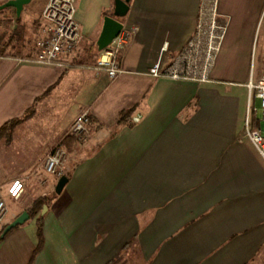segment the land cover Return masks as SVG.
Returning <instances> with one entry per match:
<instances>
[{"label":"crops","instance_id":"1","mask_svg":"<svg viewBox=\"0 0 264 264\" xmlns=\"http://www.w3.org/2000/svg\"><path fill=\"white\" fill-rule=\"evenodd\" d=\"M35 1L20 16L5 8L16 33L0 41V127L22 121L0 139V186L6 194L19 175L26 183L19 199L6 197L10 214L0 228L37 197L50 199L0 240V264L30 263L39 219L43 242L32 264H264V158L245 125L249 83L264 65L241 75L264 0H220L230 22L212 80L200 84L148 71L159 57L169 63L193 36L201 0H131L120 19L138 29L116 79L94 69L115 0H76L81 40L67 60L76 66L20 60L37 50L48 0L38 9ZM84 110L91 134L64 141L72 174L57 193L59 178L42 175L44 158ZM256 112L253 124L264 130ZM31 180L39 191L28 199Z\"/></svg>","mask_w":264,"mask_h":264},{"label":"built area","instance_id":"2","mask_svg":"<svg viewBox=\"0 0 264 264\" xmlns=\"http://www.w3.org/2000/svg\"><path fill=\"white\" fill-rule=\"evenodd\" d=\"M220 0H201L196 29L193 36L183 48L163 64L162 57L149 68V74L154 77H165L172 80L207 83L212 80V72L229 26L230 18L219 10ZM76 0H48L41 14V29L37 39V50L31 58H21V61H33L39 64H61L75 66L68 62V57L74 56L81 40V29L76 17ZM137 26H124L110 45L97 58L94 69L105 71L109 78L116 79L124 68L120 55L130 43L137 31ZM168 44L162 47L167 50ZM250 99L260 101L261 118L264 121V70L257 81L249 83ZM141 114L132 119L138 122ZM246 135L264 158V130L254 126L251 113L246 117ZM91 133V117L88 110L80 112L70 126L69 135L77 141H83ZM63 140V137L62 139ZM61 142V141H60ZM46 156L45 171L60 178L65 175L67 152L61 143ZM25 191V183L20 177H15L6 194L0 186V224L8 216L9 207L6 197L19 199Z\"/></svg>","mask_w":264,"mask_h":264},{"label":"rangeland","instance_id":"3","mask_svg":"<svg viewBox=\"0 0 264 264\" xmlns=\"http://www.w3.org/2000/svg\"><path fill=\"white\" fill-rule=\"evenodd\" d=\"M43 0H38V1H35L34 3V7L35 9H38L39 6L41 5V2ZM12 11H10V13L8 12L7 9H2L0 10V41H7L10 39V37H12L15 33H16V30L14 29V25L16 22H13V20H10L9 18H11L13 16V14L11 13ZM23 20V18H21ZM20 19V20H21ZM18 21V24L19 26L22 25V20L21 21ZM37 21H40L41 22V19L38 18ZM39 26H40V23H39ZM21 28H24L23 26ZM19 28L18 31L22 32L23 29ZM250 65H245V67H243L241 69V75H245V73H247L249 71V74L251 75H254L255 72H257V70L264 65V14H263V17L262 19L260 20L259 22V28L257 30V33H256V38H255V44H254V47L252 49V54H251V59H250V62H249ZM246 99V106H247V110L249 113H251L253 115V110H257V112L255 113V116H260L261 115V111H260V101L259 100H255L252 98V100L250 99V96L248 98V95L245 97ZM72 125V124H71ZM69 132H70V127L68 128V130L64 133L63 135V140L59 139L57 141V143H55V145L49 149L45 155V158H44V165L43 167H45V160H46V156L55 148V146L60 142L64 149L66 150L67 152V163L65 164V174L66 172H68L70 170V168L72 167V165L70 164V154H69V151L68 149L64 146V141L68 138H72L74 140V138L69 135ZM91 134V133H90ZM5 137V136H4ZM2 137V138H4ZM89 137V136H88ZM0 138V139H2ZM88 139V138H87ZM86 140V139H85ZM83 140V141H85ZM74 141H77V140H74ZM79 142V141H77ZM82 142V141H80ZM45 170V168H44ZM46 172V171H45ZM44 176V178L46 179H50L51 177H55L57 178L56 176H52L50 174H48L47 172L46 173H43L42 174ZM17 177H20L21 179H23L24 183H26L23 175H19ZM28 177V175L26 176ZM58 182V181H57ZM38 184L36 181H33L31 180L29 182V185H28V191L26 193V197L28 199H32L33 196L35 194L38 193ZM24 193V192H23ZM55 190L52 191L51 193V197L55 194ZM48 199H50V196L48 195ZM7 200V199H6ZM13 205L17 204L16 202H11ZM8 205V203H7ZM9 207V205H8ZM10 214V208H9V213H8V216ZM7 216V218H8ZM6 218V219H7ZM5 219V221H6ZM4 221V222H5ZM3 222V223H4ZM2 223V224H3Z\"/></svg>","mask_w":264,"mask_h":264},{"label":"water","instance_id":"4","mask_svg":"<svg viewBox=\"0 0 264 264\" xmlns=\"http://www.w3.org/2000/svg\"><path fill=\"white\" fill-rule=\"evenodd\" d=\"M31 1L32 0H8L0 5V10L12 7L16 10L17 15L20 16L24 6L29 4ZM130 1L131 0H115L114 16H106L104 18L103 29L98 39L100 49H106L124 27V24L120 18L127 15L130 8ZM68 180L69 178L66 175L59 178L55 187L57 193H60L63 190ZM46 209L47 205H44L42 212H44ZM29 217V212L27 210L23 211L6 226L3 233L1 234V237H4L16 226L26 222Z\"/></svg>","mask_w":264,"mask_h":264},{"label":"trees","instance_id":"5","mask_svg":"<svg viewBox=\"0 0 264 264\" xmlns=\"http://www.w3.org/2000/svg\"><path fill=\"white\" fill-rule=\"evenodd\" d=\"M76 66V64H75ZM124 118V117H123ZM122 119V118H121ZM22 121V118L18 117V118H13L10 119L8 121H6L1 127H0V138L6 136H10L12 130L16 127L17 124H19ZM72 174V170H69L68 172H66V176L68 178L71 177ZM48 202V196H40L37 197L33 203L31 205H29L28 207H26V210L29 212L30 215H35L37 213H39L42 208L44 207V205H47ZM10 222L5 223L1 228H0V240L3 239V237H1V234L3 233L4 229L6 228V226L9 224ZM38 239H39V243L38 246L36 248V250L34 251L30 263H33V260L37 254V252L39 251V249L42 246V242H43V232H42V221L39 219L38 222Z\"/></svg>","mask_w":264,"mask_h":264}]
</instances>
